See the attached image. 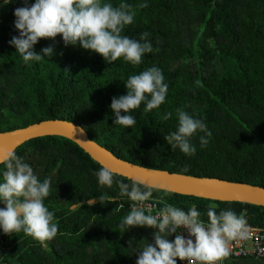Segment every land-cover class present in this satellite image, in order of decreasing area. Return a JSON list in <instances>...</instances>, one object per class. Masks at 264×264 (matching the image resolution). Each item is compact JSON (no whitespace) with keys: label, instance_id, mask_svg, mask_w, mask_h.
Returning a JSON list of instances; mask_svg holds the SVG:
<instances>
[{"label":"trees","instance_id":"obj_1","mask_svg":"<svg viewBox=\"0 0 264 264\" xmlns=\"http://www.w3.org/2000/svg\"><path fill=\"white\" fill-rule=\"evenodd\" d=\"M34 2L10 0L0 7V132L44 121L74 122L126 161L264 187V0H106L113 7L133 6V22L123 35L139 40L150 34L153 51L137 66L123 58L108 64L79 44L65 46L60 36L33 46L37 54L51 47V57L25 62L10 45L19 36L13 13ZM140 3L148 7L140 9ZM152 67L168 85L165 102L151 111L142 103L130 113L136 120L132 128L114 125L112 98L126 95L130 75ZM177 109L203 120L211 132L205 147L199 142L203 133L192 138V156L164 139L176 131ZM166 113L170 119H163ZM14 152L41 182L51 179L44 204L58 233L44 246L23 232L0 231V264H136L145 243L154 242L156 229L119 228L130 200L120 195L117 182L129 190L136 182L114 173L111 188L100 186L96 173L104 167L71 140L38 138ZM4 170L0 164V181ZM139 185L185 211L195 205L205 222L208 206L216 205L217 214L231 209L246 225L264 226V206ZM101 195L112 202L99 201ZM224 264H264V258H229Z\"/></svg>","mask_w":264,"mask_h":264},{"label":"clouds","instance_id":"obj_2","mask_svg":"<svg viewBox=\"0 0 264 264\" xmlns=\"http://www.w3.org/2000/svg\"><path fill=\"white\" fill-rule=\"evenodd\" d=\"M137 7L143 9L148 4L140 3ZM13 14L14 27L19 36L13 37L10 45L25 62H39L44 57H51V47L37 54L33 46L41 39L54 40L57 36L62 38L65 46L79 44L108 64L123 58L137 66L145 53L153 51L148 32L142 33L139 40L122 34L135 16L133 6L127 3L113 7L106 0H35L30 7L17 8ZM124 84L126 95L113 97L110 107L115 116L114 125L129 129L136 124L130 113L142 103L146 105L145 111L158 109L165 102L168 85L161 70L156 67L130 75ZM176 114V131L164 139L172 149L179 148L186 156H192L196 152L192 138L197 133H203L199 142L201 147H205L211 132L203 120L194 118L183 109H177ZM171 115L166 113L163 119H170ZM0 164L5 167L0 181V203L4 205L0 208V231L9 236L23 232L46 246L58 233L54 214L44 204L45 198L50 195L51 179L41 182L32 167L14 151L0 155ZM96 175L100 186L112 187V170L101 168ZM117 183L120 195L133 202L130 212L119 224L121 232L133 227L157 230L153 233L154 242L145 243L136 264H177L178 261L181 264H223L231 254L230 244L249 238L246 220L231 209L217 214V206L209 205L205 223L195 205L185 211L165 203L161 198L158 203L163 207L153 215L149 206V214H145L144 205L152 197V190L142 191L138 183H133L129 190L128 184ZM99 201L112 202L103 195L99 196ZM180 229L187 231V238L180 233ZM172 235L175 239L170 242L168 237Z\"/></svg>","mask_w":264,"mask_h":264},{"label":"water","instance_id":"obj_3","mask_svg":"<svg viewBox=\"0 0 264 264\" xmlns=\"http://www.w3.org/2000/svg\"><path fill=\"white\" fill-rule=\"evenodd\" d=\"M60 136L71 140L104 168L138 184L183 194H192L218 201H237L264 206V187L229 181L206 175L194 176L165 169L150 168L116 157L107 148L92 140L86 130L67 121H44L24 129L0 132V155L38 138Z\"/></svg>","mask_w":264,"mask_h":264},{"label":"built area","instance_id":"obj_4","mask_svg":"<svg viewBox=\"0 0 264 264\" xmlns=\"http://www.w3.org/2000/svg\"><path fill=\"white\" fill-rule=\"evenodd\" d=\"M10 0H0V7L3 3H9ZM158 199L150 198L149 201L145 202L144 208L145 212L149 214L148 208L151 207V214L155 215L156 211L160 208V203ZM133 202L130 201V209ZM205 222V221H204ZM207 223V222H205ZM249 230V238L243 241H234L230 244V256L227 258H253L260 259L264 258V226H251L247 225ZM186 238L188 233L184 229L179 230ZM225 259L224 262L227 260ZM179 264L181 262L179 261ZM186 264V262H184Z\"/></svg>","mask_w":264,"mask_h":264},{"label":"rangeland","instance_id":"obj_5","mask_svg":"<svg viewBox=\"0 0 264 264\" xmlns=\"http://www.w3.org/2000/svg\"><path fill=\"white\" fill-rule=\"evenodd\" d=\"M170 238H172V241H173V235L172 236H169Z\"/></svg>","mask_w":264,"mask_h":264},{"label":"crops","instance_id":"obj_6","mask_svg":"<svg viewBox=\"0 0 264 264\" xmlns=\"http://www.w3.org/2000/svg\"><path fill=\"white\" fill-rule=\"evenodd\" d=\"M177 264H179V261L177 262Z\"/></svg>","mask_w":264,"mask_h":264}]
</instances>
